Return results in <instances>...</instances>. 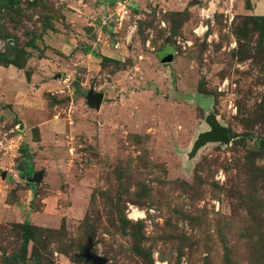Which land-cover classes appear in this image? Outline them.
Instances as JSON below:
<instances>
[{"label": "rangeland", "instance_id": "1", "mask_svg": "<svg viewBox=\"0 0 264 264\" xmlns=\"http://www.w3.org/2000/svg\"><path fill=\"white\" fill-rule=\"evenodd\" d=\"M20 2L0 0V52L27 75L48 52L58 83L43 93L44 140L0 117V264H92L87 247L104 264H264V0H219L211 44L192 34L203 0H131L116 33L102 20L117 0L97 18L73 14L75 0ZM210 115L227 141L194 152Z\"/></svg>", "mask_w": 264, "mask_h": 264}, {"label": "crops", "instance_id": "2", "mask_svg": "<svg viewBox=\"0 0 264 264\" xmlns=\"http://www.w3.org/2000/svg\"><path fill=\"white\" fill-rule=\"evenodd\" d=\"M109 1L110 0H100V3L95 5L92 4L90 0H75L72 7L76 12L73 14L80 17L89 15L97 18L100 16L103 9H107V3H109ZM138 1L140 3L142 2V0H136L138 4H140ZM90 26H93V32L98 36H101V27H97L94 24ZM86 27L88 26L86 25L83 28L85 29ZM68 40L69 38L66 39V37H64L62 42L68 43ZM105 40V38L99 37L97 38V41L94 40L93 43L94 45H99L100 49L104 52H108L107 41ZM47 53L48 52L44 51L40 57L32 56L28 58V61L25 64V69L29 72V75L25 73L23 67L20 68L12 64L0 65V117L12 120L13 117L17 116L18 119L25 124L24 129L26 128L29 130V128L32 127L37 128L36 132L39 133L41 140L45 139L43 126L45 123L49 125L50 120L53 119V117H50L48 114V102L43 97V93L56 89L55 86H57L56 83H58L56 80L52 83V80L48 79V75L53 73V71H55L54 68L57 69V66L55 63L51 64L52 61L47 58ZM4 82H6L5 85ZM11 85H13V91L15 92H11V89L9 88ZM3 104L9 105L10 107L8 108V106H6L1 108ZM23 163L25 167L29 166L33 169L32 164L30 165L29 158L24 159Z\"/></svg>", "mask_w": 264, "mask_h": 264}, {"label": "built area", "instance_id": "3", "mask_svg": "<svg viewBox=\"0 0 264 264\" xmlns=\"http://www.w3.org/2000/svg\"><path fill=\"white\" fill-rule=\"evenodd\" d=\"M130 1L131 0H117L114 9L110 13H108L107 16H104L102 24H113L114 26L112 30L114 33H116L119 30L118 28L121 26L123 20L129 18L130 14L132 13L131 8L135 6V4H131ZM218 2L219 0H203L202 4L199 5L197 9V21L194 25V28L192 29V34L195 38L203 40L208 44H211L213 40L217 38V34L212 28L214 24V13L216 11ZM142 10H146V8H138V13H133V19L129 24L127 32L122 38L121 43L118 41L115 42L114 47H125L129 44L132 39V34L137 29V21L143 15V13L141 12ZM162 25H164V22H162ZM191 43V40H182V44L184 45H190Z\"/></svg>", "mask_w": 264, "mask_h": 264}, {"label": "water", "instance_id": "4", "mask_svg": "<svg viewBox=\"0 0 264 264\" xmlns=\"http://www.w3.org/2000/svg\"><path fill=\"white\" fill-rule=\"evenodd\" d=\"M93 29V26H88L85 28V32L89 34ZM174 54H169L167 56L163 55L161 56L162 62H171L173 60ZM85 99L86 103L90 107H94L95 109H99L104 94L100 91H93L92 89L87 90L85 93ZM206 122L209 124L210 129L207 130L205 133L200 134L198 138L195 140L193 144V151L195 152L201 145L205 144L207 141H221L225 142L228 138V131L227 128L224 126H221L219 122L217 121L216 117L214 115H210ZM3 176L5 173L3 172ZM25 180L27 182L37 183L40 182L42 179V171L38 170L36 172H33L31 175L25 174L24 176ZM82 256L86 261L91 262L92 264H104L106 259L101 257L98 254H92L90 252V248H85Z\"/></svg>", "mask_w": 264, "mask_h": 264}, {"label": "trees", "instance_id": "5", "mask_svg": "<svg viewBox=\"0 0 264 264\" xmlns=\"http://www.w3.org/2000/svg\"><path fill=\"white\" fill-rule=\"evenodd\" d=\"M3 3L6 5V9L8 8V10H10L12 6H15V5L17 6L21 2L20 0H3ZM9 64L22 68V66L17 64L15 61L6 59V54L0 52V65H9ZM28 226H30L28 222H26V224H23L22 226L23 227V240L25 244L28 243V241L33 238V234L27 229ZM25 253H26V250L24 248L23 255L21 256L22 258L25 256Z\"/></svg>", "mask_w": 264, "mask_h": 264}, {"label": "flooded vegetation", "instance_id": "6", "mask_svg": "<svg viewBox=\"0 0 264 264\" xmlns=\"http://www.w3.org/2000/svg\"><path fill=\"white\" fill-rule=\"evenodd\" d=\"M24 168H25V171H26V170H27V168H30V167H29V166H28V167H27V166H26V167L24 166ZM31 169H32V168H31ZM32 170H33V169H32Z\"/></svg>", "mask_w": 264, "mask_h": 264}]
</instances>
